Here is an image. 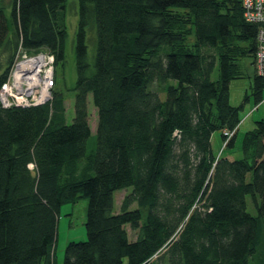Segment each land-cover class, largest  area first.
Masks as SVG:
<instances>
[{"label": "trees", "instance_id": "trees-1", "mask_svg": "<svg viewBox=\"0 0 264 264\" xmlns=\"http://www.w3.org/2000/svg\"><path fill=\"white\" fill-rule=\"evenodd\" d=\"M77 2L71 120L62 90L44 104L0 106V264H264V118L244 132L239 158L215 157L210 142L230 131L224 148H233L240 118L229 82L243 76L241 59L255 61L258 25L242 1ZM64 10L65 0H0V84L18 44L54 53L56 68L65 62ZM263 90L255 71L256 104ZM128 187L115 211L114 192ZM83 197L86 239L68 242L57 263L59 207Z\"/></svg>", "mask_w": 264, "mask_h": 264}, {"label": "rangeland", "instance_id": "rangeland-1", "mask_svg": "<svg viewBox=\"0 0 264 264\" xmlns=\"http://www.w3.org/2000/svg\"><path fill=\"white\" fill-rule=\"evenodd\" d=\"M4 3H8L9 0H3ZM7 12L9 11V6L7 7ZM65 21H66V48H65V62H60L56 68L57 84L54 89L62 90L64 96V104L66 107L67 119L71 120L73 115V90L72 87L76 80L75 72V62H74V42L76 38V31L78 26V2L77 0H65ZM85 44L87 49V59L91 64L93 62V57L95 55L96 46V31L95 27L88 25L86 27ZM257 35V34H256ZM19 43V42H18ZM46 51V50H39ZM38 52V51H35ZM25 58L22 59V61ZM250 58H243L240 60L242 67L243 76L239 78H234L229 82V102L232 106L239 107L238 115L240 118V123L237 127L236 137L234 141L233 148H224L225 143L222 140L221 132L219 130L214 131L211 134L210 142L213 155L216 157L218 155L227 156L230 159H235L241 157L240 144L244 132L250 130L254 126V122L258 119L264 118V102L263 100L256 104L254 96L251 94L253 86V74L256 70L255 64H251ZM64 63V78L65 86L62 87L61 77L62 68L61 64ZM38 66V64H37ZM255 68V71H254ZM18 69L10 75V80L8 82L9 86L15 82L18 77ZM39 73V68L36 67L34 74ZM258 75V73H257ZM218 68L216 67L211 75L212 79H217ZM264 78V77H263ZM25 86V83H24ZM55 86V85H54ZM26 87V86H25ZM53 95V94H52ZM51 95V98H52ZM262 96H264V90L262 91ZM87 108L89 112V125H90V135L86 142L87 151L94 150L96 147V122L97 113L96 108L93 105L91 95L87 97ZM230 137H226L225 141H228ZM251 177L248 175L247 180ZM131 188H125L116 190L114 192V210L119 211L121 199L125 193L130 192ZM246 209L249 213L255 215L256 208L254 202L250 195L246 197ZM88 199L83 197L77 201H65L63 202L58 211L57 224H56V243L54 248V259L57 263H61L64 259V251L68 242L70 241H82L86 239L85 232V219L87 212ZM135 204L131 205L134 208ZM129 238L133 239L135 237L134 232L127 227ZM163 252V251H162ZM167 256L162 259H156V264H168L166 262ZM155 260V261H156ZM123 264H127V259L124 258Z\"/></svg>", "mask_w": 264, "mask_h": 264}, {"label": "built area", "instance_id": "built-area-1", "mask_svg": "<svg viewBox=\"0 0 264 264\" xmlns=\"http://www.w3.org/2000/svg\"><path fill=\"white\" fill-rule=\"evenodd\" d=\"M241 1L245 20L258 25L256 32L257 49L254 64L258 75L264 77V0ZM23 58H25V60L22 61ZM30 60H33V63L39 68V73L36 75L39 79V83L35 85V87L28 89L26 85V87L24 86V82L17 81V78L21 77L20 69L18 68L19 65L25 62L28 63ZM12 61L13 65L8 73L7 79L0 84V106L3 108L12 106L26 107L40 105L50 101L52 99L51 95L54 87L56 69L54 53L48 50L29 52L25 50L21 44H18ZM14 69L15 71L18 69V77L12 86H9L8 82L10 80V75ZM232 134L233 132L224 131L226 137H231ZM174 135H176V132Z\"/></svg>", "mask_w": 264, "mask_h": 264}, {"label": "bare ground", "instance_id": "bare-ground-1", "mask_svg": "<svg viewBox=\"0 0 264 264\" xmlns=\"http://www.w3.org/2000/svg\"><path fill=\"white\" fill-rule=\"evenodd\" d=\"M12 65L10 67V70L12 68ZM18 68L20 69L21 77H18L17 81L24 82L25 85L28 87V89L35 87V85H38L39 79L33 72L34 69L36 68V65L33 63V60H30L28 63L25 62V63L20 64ZM54 85H55V80H54Z\"/></svg>", "mask_w": 264, "mask_h": 264}]
</instances>
